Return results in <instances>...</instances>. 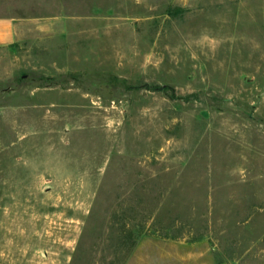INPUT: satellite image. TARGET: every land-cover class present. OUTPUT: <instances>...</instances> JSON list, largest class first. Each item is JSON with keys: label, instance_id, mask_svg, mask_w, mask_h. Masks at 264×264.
Segmentation results:
<instances>
[{"label": "rangeland", "instance_id": "rangeland-1", "mask_svg": "<svg viewBox=\"0 0 264 264\" xmlns=\"http://www.w3.org/2000/svg\"><path fill=\"white\" fill-rule=\"evenodd\" d=\"M0 264H264V0H0Z\"/></svg>", "mask_w": 264, "mask_h": 264}]
</instances>
